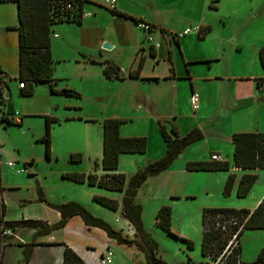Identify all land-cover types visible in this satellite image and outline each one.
Segmentation results:
<instances>
[{
  "label": "rangeland",
  "instance_id": "obj_1",
  "mask_svg": "<svg viewBox=\"0 0 264 264\" xmlns=\"http://www.w3.org/2000/svg\"><path fill=\"white\" fill-rule=\"evenodd\" d=\"M6 4L0 5L13 8V21L18 24L17 7ZM105 7H98L102 10V15L99 18L103 24L117 30L119 24H122L126 32L125 38L122 40L125 45L118 48L104 47V42L110 40L106 38L102 42L104 52L96 50V53L98 56L101 55L104 61L109 59L123 64L129 73L131 65L138 66L142 57L141 51L136 57L137 51L134 44H137L138 34L143 36V31L138 30L134 21H129L124 17H115L110 8L106 7V9ZM130 7L132 10L148 15L155 24L161 23L175 32H181L188 25L212 27L203 37L197 29L192 31L194 36L191 33L181 35L182 49L177 43L170 45L168 40L162 36L160 29H154V34L163 41L164 55H159L160 62H158L152 54L148 53L142 71L167 76L169 74L170 76L173 73L172 66H174L175 71L182 76L176 86L170 77L156 83L155 79L136 81L132 80L133 77L130 76L124 87H121L116 80L101 79L99 71L104 74V68L101 69L95 61L89 65L92 69V80H84L85 78L81 75L84 72L82 69L84 65H80L81 62L74 56L71 40L67 47H60L57 43L58 48L54 55L56 59L55 72L63 75L61 79L63 83L69 82L71 85L67 86L78 89L82 95L70 96L54 93L51 91L50 84L39 83L32 95L24 96L17 78L19 74V32L13 29L6 32V28L3 29L0 24V64L9 71L12 77H16L9 80L11 97L5 103L0 104V173L1 181L6 188L3 196L7 206L5 217L7 219L42 218L36 215L46 213L42 207L45 204L49 206L50 210H58L47 201L76 200L84 204L94 215L106 219L114 228L133 238L135 236L134 226L123 215L121 205L119 208L113 209L94 198L97 194H103L122 202L123 191L90 184L88 180L77 181L64 177L63 174L72 171L89 172L95 170L97 161L102 162L103 121L105 118L113 117L115 113L127 115L129 116V120L126 122L129 123L128 126L140 131L143 133L142 135H147L150 116H139L141 111L153 115L159 126V116L154 114L150 105L144 102L141 109L135 108L138 103L131 94L142 88L159 100L157 113H163L161 117L166 120L168 128H171L175 120L181 124L184 133L196 126L201 127L205 133L202 139L188 145L185 152L168 169L150 178L140 190L139 201L144 206V223L157 239L160 254L169 263L181 264L190 261L191 257L192 261L189 264H208L209 257L202 251L204 208L231 206L254 209L258 204L257 199L264 195V168L239 169L232 166L223 170H205L187 167L186 158L191 153H206L210 151V147L217 149L222 144L228 145L229 141L223 132L230 131L234 125L239 124L244 118H248L250 111L226 112L227 106L223 105L211 119L203 118L201 120L204 126L202 124L192 125L191 122L194 121L192 115L196 111L193 105L187 101L186 95L191 83L188 78H185L189 74L185 59L188 55L189 57L196 55L208 57L200 60L208 59L211 60L210 63L192 64L197 68L204 67L205 73L263 75L264 69L259 50L264 45V0H219L215 4L212 0H137L131 3ZM70 24L66 21L56 23L53 34L56 36L58 32L60 36L62 34L69 36L68 33H72V25L67 26ZM69 38L72 36L70 35ZM146 43L151 52L149 47L152 42L147 38ZM170 48L172 59L169 58ZM160 49L161 47H157V50ZM84 56L82 53L77 57ZM58 57L64 58L59 59ZM210 66L212 67L210 68ZM121 69L125 72L123 67ZM228 83V78L210 82L212 86L220 88ZM249 108L253 116L256 115V111L252 107ZM16 111H19L20 116L24 115L22 123L2 121L4 112L14 116ZM201 112L200 109L198 113L201 114ZM47 115H52L57 119L51 123L52 141L49 155L47 154L46 141L41 139L46 133ZM91 115L94 116L91 118ZM150 133V137L147 135L150 152L122 154L119 163L121 168L128 171L134 168L138 169L139 165L145 166L150 159L158 156H150L157 150V145H160L154 129ZM230 142L233 143V141ZM73 154L77 158L72 157ZM232 154L231 148L230 158L233 161ZM137 158L144 160L139 164L140 162L134 161ZM10 160L15 161L16 165H9ZM25 165L28 168L20 170ZM232 172L236 174V180L232 190L226 192L225 184ZM247 172H256L258 177L248 194L240 196L238 194L239 182L243 174ZM44 198L47 201L41 200ZM25 199L33 201L23 203ZM165 203L172 207V228L179 237L167 232L156 223V214ZM71 219L72 221H70ZM70 220L65 226L66 229L64 227L57 229V235L63 236L66 231L68 239L73 240L76 244L85 243L90 246L89 250L93 255L99 253L97 246L103 248L111 245V248L116 250L117 240L104 227L89 225L79 214L72 216ZM87 229L90 230L91 235ZM35 233V229H29L23 235L29 237L31 241ZM42 237L38 236L39 239ZM182 237L192 239L193 247H190L187 240ZM241 238L243 259L254 260L264 245V227L246 228ZM62 241L69 244L67 240ZM25 243H16L15 250L20 249L18 254L16 253L10 259L14 264L25 263ZM8 260L9 258L6 261ZM41 260L39 259L37 263ZM98 260L102 264L101 254L98 255Z\"/></svg>",
  "mask_w": 264,
  "mask_h": 264
},
{
  "label": "trees",
  "instance_id": "obj_2",
  "mask_svg": "<svg viewBox=\"0 0 264 264\" xmlns=\"http://www.w3.org/2000/svg\"><path fill=\"white\" fill-rule=\"evenodd\" d=\"M90 0H0V2H17L19 22L17 29L19 31V74L17 78L20 82L22 95H32L35 92L36 85L39 83H48L51 91L70 96H81V92L72 87L64 85L60 88L55 87V82L61 80L55 75L56 59L52 52V33L54 25L62 21L82 22L85 15V5ZM219 0H212L215 4ZM106 6L107 4H103ZM113 13L125 15L135 19L136 23L144 21L151 24L152 28H159L163 37L169 44L180 43L181 36L177 32H171L166 26H158L146 20H142L137 16H133L128 12L118 9L116 6H106ZM187 28V27H186ZM199 33L203 37L212 29L211 26H199ZM151 53L156 55L154 50L156 47L151 44ZM172 50H169V58L172 59ZM260 58L264 66V45L260 49ZM92 61H97L95 57L89 56ZM104 73L108 77L122 76L121 66L113 60H105ZM144 65V57L140 58L136 68L129 71V75L133 77L141 76ZM174 67V66H172ZM6 72L0 76V104L5 103L8 98L4 96L5 84L8 77ZM145 79L149 77H143ZM264 76L258 77L259 86L262 87ZM8 85L9 82L7 81ZM23 83V85H21ZM263 88V87H262ZM264 89V88H263ZM57 120L54 116L47 115L46 133L42 136V140L46 141L47 154L51 149V123ZM127 118L113 116L107 117L103 121V158L102 166L104 173L89 171H72L64 172L63 176L77 181L88 180L90 184H98L108 189L124 191L122 202L118 199L103 195H95V199L100 203L117 209L122 207L123 213L129 219L135 228V236L130 238L123 234L121 230L114 228L106 219L94 215L84 204L76 200L63 202H50L48 204L57 208L61 212V217L53 222L43 218L22 217L17 219H7L6 203L0 198V253L3 255L4 249L9 243L25 242L14 240V236L20 237L25 231L35 229L34 238L26 242L25 263L28 264L35 244L39 242H48L38 239L39 235H48L56 229L65 227L70 218L74 215H81L89 225H99L107 229L112 237H115L118 244L135 247L142 251L146 257V264H171L159 252V243L153 236L152 232L146 227L143 220L144 206L139 201V189L143 184H147L149 177L157 176L162 171L168 169L170 165L185 151L186 147L200 139L205 135L201 127H194L188 132L181 133L177 124L173 122L171 128H168L166 120L159 117V128L166 142L167 150L164 155L150 159L145 166H140L131 176L123 171H113L118 169L120 163V154L122 152H145L148 148V136L142 134L125 135L121 131V124L127 121ZM2 121L22 123L23 120L16 121L15 115L10 116L4 112ZM235 145L234 149V165L243 168H264V130H245L234 132L230 137ZM79 154V153H78ZM72 157L77 158L75 154ZM12 161V160H10ZM96 162V166H98ZM10 165V164H9ZM11 165V166H15ZM189 169H229L231 167L229 160H210L197 159L187 161ZM27 165L20 170H26ZM258 174L256 172L244 173L240 179L238 194L245 196L251 190L256 182ZM0 173V191L4 189L1 181ZM236 174L230 173L226 184L225 191L230 192L234 186ZM32 202L33 200L25 199L23 203ZM172 207L170 204H163L157 214L156 223L167 232L178 236L172 228ZM225 222L226 227L222 224L217 225V221ZM203 254L210 257L208 264H264V245L260 249L257 257L252 261H246L242 257V234L246 228L264 227V196L254 209L238 208L231 206H208L203 211ZM239 230L237 234V245L231 247L226 246L234 232ZM187 240L188 245L193 247V240L182 237ZM56 243L64 244V257L62 264H89L70 244L65 241H56ZM111 249V248H108ZM112 250V249H111ZM105 252L101 254L105 255ZM113 252V250H112ZM0 255V259L1 258ZM190 261L181 263L189 264ZM112 260L107 264H110ZM102 263V262H101Z\"/></svg>",
  "mask_w": 264,
  "mask_h": 264
},
{
  "label": "crops",
  "instance_id": "obj_3",
  "mask_svg": "<svg viewBox=\"0 0 264 264\" xmlns=\"http://www.w3.org/2000/svg\"><path fill=\"white\" fill-rule=\"evenodd\" d=\"M134 1H137V0H117L116 7L122 11L130 13L133 16L139 17L142 20H146V21H149V22L155 24L154 20L152 18H150L148 15H146L145 13L131 9L130 5ZM4 3H5V5H7L6 3H8L9 5H14L18 9L17 2H0V4H4ZM104 3L107 4L106 6L109 5L106 2V0H104V1L103 0H90L85 5L86 11H85V15H84L82 22L66 21L67 23H71L67 27H70L72 25V33H68L72 36V38H69L70 35L68 36L67 34L66 35L62 34V36H60V35H58L59 33L57 32V34L55 36L52 33L53 56L57 52V48H58L57 43L60 45V47H67V46H69V41L72 40L71 46H72L73 51H74V56H76L77 60L81 62L80 65H84V66H82L83 67L82 69L84 72H82L81 75L85 78L84 80H88V81L92 80L91 79L92 69L89 67V65H92V63H93L92 60L89 59V56H93L96 58L97 61H95V62L98 63V65L100 66L101 69L104 68V65L106 64V61L103 60L101 55L98 56L96 53V50H100L101 53L104 52L102 50V42L106 38L110 39L111 41L108 40L110 42L113 41L112 42L113 43L112 48L113 47L118 48V47H121L122 45H125L124 43H122V40H124L126 32H125L122 24H119L118 30H117L114 27H108V25L103 24V22L99 18V16L102 15V10L99 9L98 7H100V8L103 7ZM94 5H97V6H94ZM109 6H111V5H109ZM94 7H97V8H94ZM1 8H3L2 10H0V24H1L2 28L3 29L6 28V30H5L6 32L11 30V29L18 31L17 24L15 23L16 21H13V13H12L13 8L11 6H1L0 5V9ZM112 14L115 17H124V18L128 19L129 21H134L136 23L135 19H133L132 17H127L125 15H121V14H117V13H112ZM18 20H19V18H18ZM157 24H158V26H162L161 23H157ZM157 24H155V25H157ZM195 26H200V25H195ZM136 27L138 28V30L143 31V36L141 37V35L138 34L137 40H136L137 44H134V45H135V50L137 51L136 57L139 56L138 54L140 53V51L142 54L141 56L144 57V65H143V67H144L146 60H147L146 58L148 57V53H150V54H152V53L147 48V43H146L147 31L145 29L141 28L140 26H136ZM167 29L170 30L171 32H175L168 27H167ZM189 33H191L194 36V33H192V31ZM133 41H134V39H133ZM181 42H182V40L180 39V43L178 44V46H180V49H182ZM18 43H19V39H18ZM154 52L156 53V55L152 54L153 57H155L158 60V62H160L159 61L160 60L159 55H164L163 44H162L160 50H157V48H156L154 50ZM82 53H84V55H85L84 57H86L87 59L84 57H81V58L77 57L78 55H80ZM182 53H183V50H182ZM259 55H260V50H259ZM58 56H67V55H58ZM136 57H135V59H136ZM172 57H173V55H172ZM58 58L61 59L64 57H58ZM201 58H208V57H205V55L204 56L196 55L193 57H191V56L189 57V55H188V56H186V59H185V56H184L185 64H186L187 69L189 71V74L187 76H185V78H188L190 80V83H191V84H189L190 87L188 88V92L186 95L187 101H189V104L190 103L192 104L191 94L194 90L199 92V95H200V106L197 109L194 108V110L196 112L193 113V115H192V118L194 119V121L191 122V124L192 125H195V124L201 125L203 123L201 121L203 118L211 119L216 114V112L218 110H221V107L223 105L227 106V108L225 109L226 112L227 111L228 112H236L239 110H247V111H250V116H248V118H244L239 124L234 125L230 131L223 132V134L227 137V139L229 141L228 145L222 144L219 147H217V149H213L212 147H210V151H207L206 153L202 152V153L198 154V152H193L190 155H188L186 160L187 161L188 160H197V159H208V160H210L211 155L214 152H221L225 156V159L229 160L231 167L233 166L234 168L248 169V168L238 167V166L234 165V156L233 155H234L235 145H234V143L230 142L229 137L234 132H237V131L264 130V89L261 86H259V83L257 81V78L264 76V74L258 75V74L251 73L248 75H240V74L221 75L220 73H216V74L209 73V72L205 73L204 67H198L197 68V67H194V65H192V64H198V63H210L211 62V60H208V59L200 60ZM260 60H261V58H260ZM89 63H91V64H89ZM118 64L125 69L126 77H124V78H120V77L111 78V77L106 76L105 73L104 74L101 73V71H99V74H101L99 76L101 77V79H103V80L105 79L107 81H115L116 80L120 83V84H118L119 86L124 87V85L127 83L126 82L127 79L130 77V75H129L126 67L123 66V64H121V63H118ZM261 64H262V62H261ZM136 67L137 66L135 64H132L130 67V70L132 68H136ZM211 67L212 66H210V68ZM4 69H5V67H4ZM263 69H264V66H263ZM5 70L9 74L8 77H6V80L8 82L12 78H16V77H12L7 69H5ZM55 71H56V68H55ZM55 75L59 78H63L62 77L63 75H60L59 73L57 74L55 72ZM131 77H133V76H131ZM143 77H149L147 79H152V80L155 79L157 81L156 83H159L162 79H163L162 81H164L165 78L170 77V79L175 82L174 86H176V84L178 83V80L182 78V76H180L179 73H177V71H175V68L173 67V73L170 74V76H169V74L167 76V75H161L159 73H152L151 74V73H144L143 71H141V76L133 77L132 80H136V81H139L140 79L146 80ZM227 78L229 79V83L226 84V86H224L222 88H220L218 86H212L210 84V82H212L214 80L227 79ZM64 85H71V84L69 82L63 83L61 80H58L57 82H55V87H57V88H60ZM131 95L136 98V102L138 103L136 107L134 106L135 108L141 109L144 106V102H145V104L147 103L148 105H150L152 107L154 114H157L159 117L163 116V115H161L163 113H161V114L157 113L159 110V104H160L159 100H157V97H154V95H152L150 92L148 93V91L146 89L139 88L138 90L133 91V93ZM24 96H26V95H24ZM124 106H125V104H124ZM249 107H252L256 111V115L253 116ZM200 109L202 110L201 114L198 113V111ZM16 112L17 113H15V117L21 118V120L24 121V115L20 116L18 114L19 111H16ZM139 114H138L139 116H150L148 119V128H147L148 132L146 134L150 137L151 136L150 132L152 129H154L156 135L158 136L159 142H160V145L159 144L157 145V148H156L157 150L155 151V153H153L150 156H153V155L154 156L155 155L162 156V155H164L166 150H167L166 142L162 136V133L160 132L159 126L157 125V122H156L154 116L150 115V114L143 113L141 111ZM49 116H52V115H49ZM92 116H94V115H91V118H92ZM113 116H119V117H123V118H127V119L129 118V116H127V115L117 114V113H115V115H113ZM161 118H163V117H161ZM127 121H125L121 124V131L123 134H125V135L143 134V133H140V131L136 130L135 128L128 126L129 123H126ZM174 123L178 125L180 132L184 133L183 127L181 126V124L175 120H174ZM202 126H204V125L202 124ZM231 148L233 150V154H232L233 161L230 158ZM229 151H230V153H229ZM149 152H150V146H149V140H148V148L145 152H122L120 154V159H121V155L125 154V153H149ZM143 160H144L143 158H137L134 161L140 162L139 164H141ZM98 163H99L98 166H95V170H90V171L97 172L98 174H102L105 172V170L102 166V162H98ZM139 166H142V165H139ZM205 170H219V169H205ZM113 171H123L127 174V177L129 178L137 171V168L130 169L128 171L125 168H121L119 166L118 169H114ZM150 178H152V177H149L146 180V183H148ZM144 185L145 184H143L140 187L139 194L141 193L140 190L143 188ZM5 189L6 188L4 187V189H2L0 191V198L2 201L3 200L5 201V198L3 197L5 192H6ZM263 196L264 195H262V197ZM262 197L260 196L257 199V203L260 202ZM42 207L45 209L46 213L44 215H36L37 217H42L43 219H47L50 222L56 221L61 217V212L59 210H50V208L47 204H45V206H42ZM122 213H123V211H122ZM123 215L125 216L124 213H123ZM70 221H72V219ZM122 228L124 230V227H122ZM64 229H66V228L64 227ZM56 231H57V229L48 235H42L43 237L40 239L46 240L48 242H39V243L35 244L37 246H34L32 256H31L28 264H62L63 257H64V244L56 243V241L67 240L69 242V244L89 264H100V262L98 260V255L102 254L103 252L108 250V248H111V245L108 247H103V248L97 246V249H99V253H97V255H93L92 252L89 250V249H91L90 246H87L85 243L76 244L73 240H70L67 238L66 231L63 233V236H61V234H58L59 235V237H58V235L56 234ZM87 231L91 235L90 230L87 229ZM14 240L15 241L20 240L23 242H25V241L29 242L30 241L29 237H27L23 234L20 235V237L14 236ZM15 245H16V243L13 242V243H9L6 246V248L4 249L3 255H2L1 264H5L4 262L7 260V258H9V260L6 261V264H14L13 262L10 261V259H12L13 255H15L16 253L18 254L19 249H20V248H18V250H15ZM18 245H20V244H18ZM116 245H118V246H116V250H114L113 247L111 248L113 250V261L110 264H146L145 254L142 251H140L139 249H137L135 247L125 246L122 244L121 245L116 244ZM6 255H7V257H5ZM17 256H20V255H17ZM39 259H42V260L37 263V261ZM209 260H211L210 257H209ZM16 264H19V263H16Z\"/></svg>",
  "mask_w": 264,
  "mask_h": 264
},
{
  "label": "built area",
  "instance_id": "obj_4",
  "mask_svg": "<svg viewBox=\"0 0 264 264\" xmlns=\"http://www.w3.org/2000/svg\"><path fill=\"white\" fill-rule=\"evenodd\" d=\"M106 2L111 5L112 7L113 6H116V3H117V0H106ZM137 26H140L141 28L145 29L147 31V38L152 42L151 44H153L156 48L157 47H161L162 44H163V41L162 39H160L159 37H157L155 34H154V29L152 28L151 24L148 23V22H144V21H141V22H138L136 23ZM199 30V26H188L187 28H185L184 30H182L181 32H177L179 36L181 35H184V34H187L193 30ZM21 85H23V83H21ZM262 87L264 88V80L262 81ZM191 102L193 104V107L195 109H197L199 106H200V95H199V92L197 91H193L192 94H191ZM16 118V117H15ZM21 118H16V121H20ZM211 158L213 160H224L225 159V156L221 153V152H214L212 155H211ZM9 164L10 165H14L16 164L15 161H9ZM222 224V227L225 228L226 227V224L225 222H222L221 220H218L217 221V225H221ZM239 230H237L236 232H234L226 246V250L229 249L231 250V247L237 245V234H238ZM112 250L111 249H108L107 252L105 253V255L103 254V256L101 257V262L102 264H107L108 262H110L112 260Z\"/></svg>",
  "mask_w": 264,
  "mask_h": 264
},
{
  "label": "water",
  "instance_id": "obj_5",
  "mask_svg": "<svg viewBox=\"0 0 264 264\" xmlns=\"http://www.w3.org/2000/svg\"><path fill=\"white\" fill-rule=\"evenodd\" d=\"M113 46V43L112 42H110V41H108V40H106L105 42H104V47H109V48H111ZM6 73V70L2 67V65L0 64V76H2V75H4ZM122 76H125L126 75V73L124 72V70H122ZM4 84H5V93H4V96L6 97V98H9V97H11V95H12V92H11V89H10V86L8 85V83H7V81H5L4 82Z\"/></svg>",
  "mask_w": 264,
  "mask_h": 264
}]
</instances>
